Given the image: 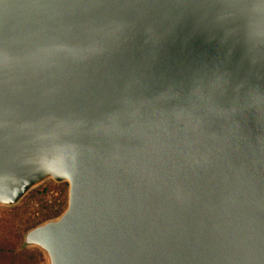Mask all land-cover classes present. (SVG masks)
Segmentation results:
<instances>
[{"label": "water", "instance_id": "95a60500", "mask_svg": "<svg viewBox=\"0 0 264 264\" xmlns=\"http://www.w3.org/2000/svg\"><path fill=\"white\" fill-rule=\"evenodd\" d=\"M48 180L45 264H264V0H0V207Z\"/></svg>", "mask_w": 264, "mask_h": 264}, {"label": "rangeland", "instance_id": "374dc122", "mask_svg": "<svg viewBox=\"0 0 264 264\" xmlns=\"http://www.w3.org/2000/svg\"><path fill=\"white\" fill-rule=\"evenodd\" d=\"M44 189L46 191H43ZM38 192L41 193L39 194ZM54 192L58 195L51 203H48V196ZM32 194H34V197L31 196ZM66 197V184L63 185V183H56L48 180L30 191L16 206L11 208L0 207V223L6 220L9 221V224L13 226L19 235V247H21L22 235L24 232L35 224L58 215L66 205ZM48 210L49 212H47ZM7 211H10V213H7ZM41 211H44L45 216H41ZM5 232H8V229L0 227V234ZM28 250L34 251L37 254L39 264H45L44 257L40 251L30 248Z\"/></svg>", "mask_w": 264, "mask_h": 264}, {"label": "trees", "instance_id": "16d2710c", "mask_svg": "<svg viewBox=\"0 0 264 264\" xmlns=\"http://www.w3.org/2000/svg\"><path fill=\"white\" fill-rule=\"evenodd\" d=\"M31 196L34 197V194ZM7 213H10V211H7ZM44 214V211H41V216ZM0 227L8 229V232L0 234V264H39L38 256L34 251L19 247V235L13 226L9 224V221L1 222Z\"/></svg>", "mask_w": 264, "mask_h": 264}, {"label": "built area", "instance_id": "2783aa9c", "mask_svg": "<svg viewBox=\"0 0 264 264\" xmlns=\"http://www.w3.org/2000/svg\"><path fill=\"white\" fill-rule=\"evenodd\" d=\"M58 194L56 192L52 193L50 196H48L47 202L51 203L53 199L56 198Z\"/></svg>", "mask_w": 264, "mask_h": 264}]
</instances>
